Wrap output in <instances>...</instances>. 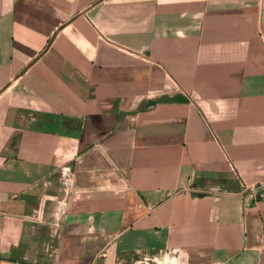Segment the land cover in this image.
Returning <instances> with one entry per match:
<instances>
[{
	"label": "crops",
	"instance_id": "0c3cea01",
	"mask_svg": "<svg viewBox=\"0 0 264 264\" xmlns=\"http://www.w3.org/2000/svg\"><path fill=\"white\" fill-rule=\"evenodd\" d=\"M244 185L264 0H0V264H264Z\"/></svg>",
	"mask_w": 264,
	"mask_h": 264
},
{
	"label": "built area",
	"instance_id": "2783aa9c",
	"mask_svg": "<svg viewBox=\"0 0 264 264\" xmlns=\"http://www.w3.org/2000/svg\"><path fill=\"white\" fill-rule=\"evenodd\" d=\"M210 193L213 196H218V197L225 194V192H223L222 190H218ZM263 194H264V185H244L240 192V195L243 197L245 209L253 207L257 203L259 198L264 196Z\"/></svg>",
	"mask_w": 264,
	"mask_h": 264
},
{
	"label": "rangeland",
	"instance_id": "374dc122",
	"mask_svg": "<svg viewBox=\"0 0 264 264\" xmlns=\"http://www.w3.org/2000/svg\"><path fill=\"white\" fill-rule=\"evenodd\" d=\"M172 251L142 254L134 257L133 264H179Z\"/></svg>",
	"mask_w": 264,
	"mask_h": 264
}]
</instances>
